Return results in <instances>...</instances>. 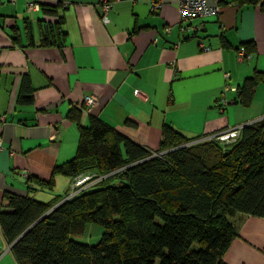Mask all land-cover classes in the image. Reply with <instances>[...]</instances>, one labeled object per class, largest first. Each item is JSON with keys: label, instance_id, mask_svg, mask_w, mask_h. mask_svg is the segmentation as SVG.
I'll return each mask as SVG.
<instances>
[{"label": "crops", "instance_id": "obj_1", "mask_svg": "<svg viewBox=\"0 0 264 264\" xmlns=\"http://www.w3.org/2000/svg\"><path fill=\"white\" fill-rule=\"evenodd\" d=\"M112 1L105 22L98 0H0V209H7V193L26 194L31 175L52 177L48 190L58 186L59 198L69 193L72 179L53 168L75 153L78 126L70 113L84 95L97 103L81 123L92 114L150 149L159 146L165 123L193 136L264 116V78L249 105L234 102V91L223 109L218 102L225 83L236 87L254 69L264 75L258 4L223 1L215 15L181 20L172 0L155 11L150 0ZM42 2L58 3L56 11H44ZM60 19L61 34L50 33L48 25ZM181 24L191 30L182 32ZM45 36L53 43L40 45ZM32 187L33 196L42 189ZM232 218L238 234L224 262L264 264V217ZM0 264H18L1 231Z\"/></svg>", "mask_w": 264, "mask_h": 264}, {"label": "trees", "instance_id": "obj_2", "mask_svg": "<svg viewBox=\"0 0 264 264\" xmlns=\"http://www.w3.org/2000/svg\"><path fill=\"white\" fill-rule=\"evenodd\" d=\"M238 3L264 10V0ZM57 5L42 2L41 8L55 12ZM61 21L48 31L61 34ZM49 38L40 45L52 44ZM263 78L254 69L235 87L233 101L249 105ZM30 98L29 92L22 95ZM84 113L82 105L72 108L76 150L53 172L71 179L92 174L85 186L45 202L33 196L32 185L50 189L53 178L31 175L26 194H6L0 231L16 262L227 264L222 255L238 234L233 215L264 217V116L242 124L228 140L207 138L214 133L186 136L165 123L159 146L150 149L92 114L88 124L81 123ZM90 223L103 228L97 242L72 238Z\"/></svg>", "mask_w": 264, "mask_h": 264}, {"label": "built area", "instance_id": "obj_3", "mask_svg": "<svg viewBox=\"0 0 264 264\" xmlns=\"http://www.w3.org/2000/svg\"><path fill=\"white\" fill-rule=\"evenodd\" d=\"M165 1L170 0H150V9L152 11L158 10L161 5ZM176 3L178 7L179 17L181 20H187L192 19L195 17H208L211 15H215L220 10V4L223 1L228 0H172ZM100 9H101V19L102 21H107V13L112 8L113 1L112 0H98ZM37 6L35 3H30L29 7ZM182 32H186L188 30H191L190 26H187L185 24L180 25ZM193 33H196V31H199L198 27H192ZM192 33V34H193ZM199 40V38H198ZM245 50L239 49L238 50V57L242 58L246 55ZM224 76H229V74L226 72L224 73ZM228 91H235V86H231L228 83H225L221 86V90L219 93L218 101L220 102L221 106L227 104L228 98L226 96ZM134 92L137 93L138 90L134 89ZM97 103V98L95 95L87 94L82 97V101L78 105H82L84 112H88L93 105ZM222 109V108H221ZM5 120V114H0V122H3ZM241 125H237L235 127H230L224 131L214 133L212 135L207 136V138H217L219 140H228L230 138L235 137L239 134V128ZM1 145V136H0V148ZM92 177V174H80L76 177H74L71 181V187L69 193L65 196V198L75 194L77 191H79L82 187H84L87 180H89ZM99 178V177H98ZM97 180V179H96Z\"/></svg>", "mask_w": 264, "mask_h": 264}, {"label": "rangeland", "instance_id": "obj_4", "mask_svg": "<svg viewBox=\"0 0 264 264\" xmlns=\"http://www.w3.org/2000/svg\"><path fill=\"white\" fill-rule=\"evenodd\" d=\"M58 191H59L58 186H53L51 190H48V189L38 190L37 192L34 193V197L36 199H39L45 202H51L49 200L52 197H54L55 194L59 193ZM62 192L63 191H61V193ZM102 231H103V228L100 225L90 223L87 225L86 230L84 231L83 234L73 235L72 238H75L82 242L95 243L100 238Z\"/></svg>", "mask_w": 264, "mask_h": 264}, {"label": "bare ground", "instance_id": "obj_5", "mask_svg": "<svg viewBox=\"0 0 264 264\" xmlns=\"http://www.w3.org/2000/svg\"><path fill=\"white\" fill-rule=\"evenodd\" d=\"M63 200V199H62ZM61 201V200H60Z\"/></svg>", "mask_w": 264, "mask_h": 264}]
</instances>
